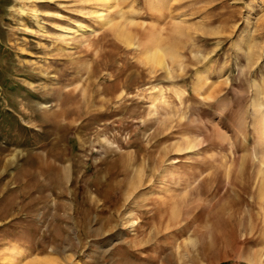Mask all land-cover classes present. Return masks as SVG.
Here are the masks:
<instances>
[{"label":"rangeland","instance_id":"rangeland-1","mask_svg":"<svg viewBox=\"0 0 264 264\" xmlns=\"http://www.w3.org/2000/svg\"><path fill=\"white\" fill-rule=\"evenodd\" d=\"M110 4L0 0V264H264V0Z\"/></svg>","mask_w":264,"mask_h":264},{"label":"bare ground","instance_id":"bare-ground-1","mask_svg":"<svg viewBox=\"0 0 264 264\" xmlns=\"http://www.w3.org/2000/svg\"><path fill=\"white\" fill-rule=\"evenodd\" d=\"M112 0H104L105 3L109 4V9L113 8V5L110 4ZM116 2V1H115ZM101 14V13H100ZM102 19V18H101ZM108 24V23H107ZM161 49V48H160ZM159 48L155 49L151 54H150V59L152 60L153 63L158 64L159 66L165 64V55H163V52ZM165 54V53H164ZM154 64V66H155ZM36 263V262H35ZM34 264V263H33Z\"/></svg>","mask_w":264,"mask_h":264}]
</instances>
